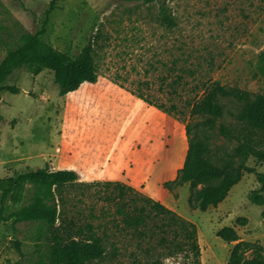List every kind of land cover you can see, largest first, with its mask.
<instances>
[{
    "label": "rangeland",
    "instance_id": "374dc122",
    "mask_svg": "<svg viewBox=\"0 0 264 264\" xmlns=\"http://www.w3.org/2000/svg\"><path fill=\"white\" fill-rule=\"evenodd\" d=\"M49 1L0 0V61L23 43L27 33L40 27ZM166 2L177 21L171 29L159 22L156 3L66 0L53 13L43 38L74 57L97 35L94 57L98 73L110 81V77L117 78L128 90L122 89L141 92L145 98L169 109L173 114L169 116L181 126L186 121L205 118L189 116L190 104L213 82L245 90L251 96L264 92V75L259 69V52L264 48V0ZM5 84L18 87L20 92L4 90L0 96V177L43 165L44 153L69 100L73 109H68L66 120L70 118L75 133L81 127L84 130L81 136L86 137L85 130L104 125L100 105L92 98L94 94L85 97L82 85L60 97L49 70L34 76L25 68L17 69ZM222 102L225 109L233 112L240 108L231 98ZM224 121L232 122L233 118L226 115ZM218 124L219 121L213 130L212 143L232 149L235 141L219 134ZM247 164L264 172V164L252 156ZM106 181L109 180L76 181L55 191L60 212L56 225L80 228L81 235L98 237L105 247L104 258L90 264H151L157 258L183 264L186 259L182 255L166 257L160 254L161 248L148 252L146 240L138 242L131 236L118 209L123 201L138 195L127 190L120 196L117 188L102 183ZM257 187L254 173L245 172L220 209L209 208L204 212L189 207L187 184L175 187L180 188L175 197L181 216L197 227L201 264H224L229 244L215 234L240 213L248 214L251 228L259 231L261 207L247 198ZM37 191L36 185L26 182L14 199H8L10 208L6 214L29 205ZM47 233V227L37 221H15L13 217L0 221V264H50L37 240L43 241ZM251 254L247 252L248 257Z\"/></svg>",
    "mask_w": 264,
    "mask_h": 264
},
{
    "label": "trees",
    "instance_id": "16d2710c",
    "mask_svg": "<svg viewBox=\"0 0 264 264\" xmlns=\"http://www.w3.org/2000/svg\"><path fill=\"white\" fill-rule=\"evenodd\" d=\"M64 1L66 0H50L40 27L33 33H27L23 43L8 51L1 59L0 96L4 90L11 93L20 92L18 87L7 85L5 82L15 70L22 68L32 75H37L43 70L51 71L60 97L71 93L70 91H76L83 82L95 83L98 80L100 74L94 57L97 35L88 40L74 57L57 49L43 38L49 29L53 13ZM129 1L156 3L159 22L169 29L176 27V17L166 0ZM259 61L260 72L264 75V48L259 52ZM110 79L119 87L128 90L117 78ZM129 91L146 103L173 116L169 109L145 98L141 92ZM226 98L238 102L240 108L236 112L225 109L222 99ZM200 115L205 118L185 122L187 151L183 165L178 169L176 177L164 182L163 186L172 192L175 187L187 184L189 207L204 212L209 206L216 207L222 202L245 172L254 173L258 187L251 190L247 198L249 202L262 206L260 217L264 222V172L247 164L250 156L257 162L264 163V92L251 96L245 90L213 82L190 104L189 116ZM226 115H230L233 121L225 122ZM218 121L219 134L235 141L236 145L232 149L212 143L213 130ZM77 179L75 172L49 170L48 164L12 176L0 177V221L13 217L15 221H37L44 224L48 233L43 241L37 240L45 250L50 264H90L104 258L106 253L100 238L81 235L80 228L65 229L61 224L56 225L60 212L56 204L55 191L65 184L75 183ZM26 182H31L38 188L33 201L6 214L10 208L8 199H14ZM102 183L117 188L120 196H124L127 190L138 195L123 201L118 211L122 214L123 225L131 231V236L138 242L146 240L148 252L161 248L163 252L160 254L166 257L178 258L182 255V258L186 259L183 264H201V250L195 223L160 201L121 182ZM138 200L142 203L138 204ZM246 222L247 218L239 216L235 219L234 225H225L216 231L215 235L221 240L234 242L226 264H264L262 245L257 241L242 240L234 228L235 225H244ZM248 251H251V257L247 256ZM151 264L177 263L176 261L166 263L157 258Z\"/></svg>",
    "mask_w": 264,
    "mask_h": 264
},
{
    "label": "crops",
    "instance_id": "0c3cea01",
    "mask_svg": "<svg viewBox=\"0 0 264 264\" xmlns=\"http://www.w3.org/2000/svg\"><path fill=\"white\" fill-rule=\"evenodd\" d=\"M82 85H85L82 94L87 97L93 93L92 98L99 103L104 125L85 130L86 137L81 136L84 131L81 127L75 133L70 118L66 120L68 109H73V102L69 100L60 113L62 120L52 134L41 167L48 164L49 170L73 171L77 174V181L81 182L119 181L181 215L175 195L185 184L171 192L163 187V183L173 180L183 165L187 151L184 125H179L176 119L112 83L106 76L99 75L95 83L83 82L77 89ZM224 200L207 209H220ZM239 215L247 218L246 224L234 226L239 237L257 241L264 248V222L261 220L260 229L256 232L251 228L248 214ZM234 222L232 218L220 228L234 225ZM225 242L229 246H226L224 264L234 244Z\"/></svg>",
    "mask_w": 264,
    "mask_h": 264
}]
</instances>
